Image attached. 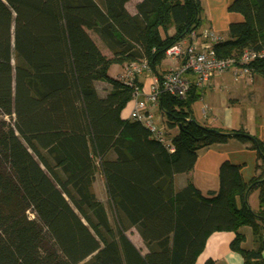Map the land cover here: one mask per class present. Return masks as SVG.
Masks as SVG:
<instances>
[{"label":"trees","instance_id":"16d2710c","mask_svg":"<svg viewBox=\"0 0 264 264\" xmlns=\"http://www.w3.org/2000/svg\"><path fill=\"white\" fill-rule=\"evenodd\" d=\"M129 1L0 0V264H195L219 231L235 233L231 248L244 264H264V140L197 122L191 89L160 99L166 127L178 130L169 150L121 116L134 88L109 74L112 64L141 61L156 72L166 51L202 26L201 1L142 0L136 14ZM228 11L243 19L215 45L218 56L264 50V0H233ZM248 66L264 77V57ZM99 82L109 85L103 93ZM231 139L257 151L250 181L224 161L218 191L203 194L190 179L176 188L199 150ZM98 174L115 224L94 192ZM243 226L253 230L251 250L241 246Z\"/></svg>","mask_w":264,"mask_h":264},{"label":"crops","instance_id":"0c3cea01","mask_svg":"<svg viewBox=\"0 0 264 264\" xmlns=\"http://www.w3.org/2000/svg\"><path fill=\"white\" fill-rule=\"evenodd\" d=\"M141 1L135 0L132 8L129 7L128 2L126 4L128 11L131 14H136V5ZM200 1L204 18L199 29L211 28L226 39L230 24L243 19L240 14L228 11V6L233 0ZM174 32V27L169 30L170 34ZM171 66L170 59L165 58L156 72L152 71L141 75L138 80L142 88L147 91L153 80L158 78V75H164ZM124 67V65L112 64L109 68L110 76L117 78L123 72ZM189 77L192 80L195 79L193 75ZM106 87L109 85L106 84ZM192 91L196 94L197 99L191 106V115L197 122L224 131L244 130L250 135L264 140V77L255 72L249 76L235 75L234 72L227 71L215 77L204 88L194 84ZM133 106L134 99L128 102L122 110L121 116L129 118ZM151 113L157 124L159 121V123L163 122V126L160 128L165 131L168 138L178 132L177 129L166 127V118L159 107L151 109ZM224 161L241 165V174L247 182L258 173L256 171L257 151L237 139H231L227 143L214 144L199 150L194 168L189 173L175 175L176 188H182L190 179L203 194L218 191L220 188L219 169ZM249 204L255 211L259 209L258 190L251 192ZM239 231L245 237L241 244L242 248L253 249L255 241L252 228L243 226ZM138 235L141 239V248L145 247L139 233ZM234 237L235 233L231 231H219L211 234L195 264H208L209 262L211 264H244L242 254L231 248Z\"/></svg>","mask_w":264,"mask_h":264},{"label":"built area","instance_id":"2783aa9c","mask_svg":"<svg viewBox=\"0 0 264 264\" xmlns=\"http://www.w3.org/2000/svg\"><path fill=\"white\" fill-rule=\"evenodd\" d=\"M222 40L224 38L211 28L192 31L166 51V58L170 59L172 66L160 79L153 80L147 91L139 86L138 80L144 73L152 72L147 61L126 64L118 77L134 88V106L129 118L142 123L152 137L165 143L169 150L173 146L151 113V109L159 107L162 95L186 98L194 84L204 88L227 71L250 76L252 70L249 63L264 57V50L252 49H246L239 55L219 57L215 45ZM190 75L195 79H190Z\"/></svg>","mask_w":264,"mask_h":264},{"label":"rangeland","instance_id":"374dc122","mask_svg":"<svg viewBox=\"0 0 264 264\" xmlns=\"http://www.w3.org/2000/svg\"><path fill=\"white\" fill-rule=\"evenodd\" d=\"M134 3H135V0L130 1L129 7L132 8ZM203 18H204V16H203ZM91 34L98 41L103 53L111 56V52L103 45V43L100 41L98 36L94 32H92ZM118 77H119V75H118ZM97 87H98L99 91L101 93H103L105 90L106 84L104 82H99L97 84ZM159 122H158V125L163 126V124H162L163 122H161V123H159ZM94 192L96 193L97 197L105 204L107 211L109 213L110 219H111L112 223L115 224V213H114V210L112 208V203H111L109 196H108V193H107V189L105 186V180L101 174H98L96 177V181L94 183ZM126 233H127V236L131 239V241L133 243H135L136 246L140 247L139 249H141L142 252L145 253L147 249L143 246L141 248V245H142L141 239L137 233V230H135V228H132V229L128 230Z\"/></svg>","mask_w":264,"mask_h":264}]
</instances>
